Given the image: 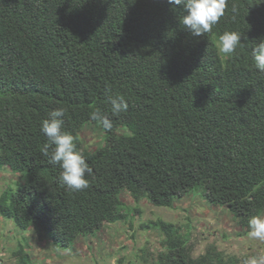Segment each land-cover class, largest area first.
I'll list each match as a JSON object with an SVG mask.
<instances>
[{"label": "trees", "instance_id": "16d2710c", "mask_svg": "<svg viewBox=\"0 0 264 264\" xmlns=\"http://www.w3.org/2000/svg\"><path fill=\"white\" fill-rule=\"evenodd\" d=\"M90 126V127H89ZM98 131L96 149L80 133ZM0 219L72 248L135 205L264 215V0H0ZM152 262L244 264L161 220ZM22 237L14 264H35ZM28 250V251H27Z\"/></svg>", "mask_w": 264, "mask_h": 264}, {"label": "rangeland", "instance_id": "374dc122", "mask_svg": "<svg viewBox=\"0 0 264 264\" xmlns=\"http://www.w3.org/2000/svg\"><path fill=\"white\" fill-rule=\"evenodd\" d=\"M79 137L88 151L95 150L101 139L98 131L87 128ZM15 181L16 176L10 172H0V192ZM122 201L128 208L137 209L131 221L105 224L95 236L80 238L69 249L53 248L48 241L37 240L32 232L23 233L0 219V264H14L11 251L22 237L28 239L27 251L35 264H129L136 263L142 252L152 262L161 251V236L143 227L158 220L190 229L188 245L193 258L212 246L241 263L264 264V215L255 219L248 231L238 227L224 208L210 207L194 195L177 201L171 209L155 208L146 201L135 205L127 194L122 195Z\"/></svg>", "mask_w": 264, "mask_h": 264}]
</instances>
